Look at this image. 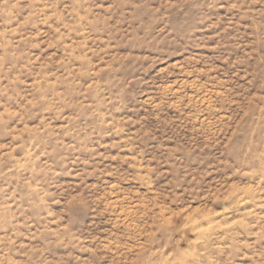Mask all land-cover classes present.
<instances>
[{"label":"rangeland","instance_id":"1","mask_svg":"<svg viewBox=\"0 0 264 264\" xmlns=\"http://www.w3.org/2000/svg\"><path fill=\"white\" fill-rule=\"evenodd\" d=\"M0 264H264V0H0Z\"/></svg>","mask_w":264,"mask_h":264}]
</instances>
